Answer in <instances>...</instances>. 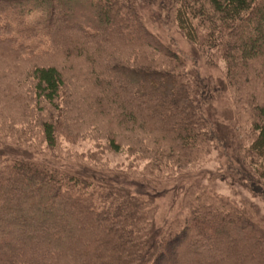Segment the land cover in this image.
<instances>
[{"label": "trees", "instance_id": "16d2710c", "mask_svg": "<svg viewBox=\"0 0 264 264\" xmlns=\"http://www.w3.org/2000/svg\"><path fill=\"white\" fill-rule=\"evenodd\" d=\"M72 2L0 0V147L58 156L63 143L90 140L100 163L125 153L146 165L124 174L101 163L103 178L0 149V264H264V223L250 205L191 183L159 206L158 180L204 164L216 143L184 59L148 33L133 0ZM167 11L190 44L224 62L247 126L226 168L262 191L264 0H170ZM134 52L143 63L120 56ZM129 177L143 186L118 184Z\"/></svg>", "mask_w": 264, "mask_h": 264}, {"label": "rangeland", "instance_id": "374dc122", "mask_svg": "<svg viewBox=\"0 0 264 264\" xmlns=\"http://www.w3.org/2000/svg\"><path fill=\"white\" fill-rule=\"evenodd\" d=\"M80 1L73 0L72 3L77 5ZM133 2L135 11L148 33H152L163 45H166L168 49L176 52L180 58L184 59L185 68L183 70L188 75L189 80L194 83V91L192 92L194 99L199 104L202 115L209 121L216 134V143L212 142L214 146L210 151L209 160L204 164L198 165L195 169L194 167L180 169L176 173L158 180L160 183L157 184L156 190L159 192L156 193L158 194L160 208L165 210L171 200L177 199L183 189H186L191 183H202L211 190L219 192L222 197L227 196L236 203L244 202L250 205L256 219L264 223V184L262 191L253 192L248 185H245L246 178L238 176L226 168L227 163L232 164L233 167L235 166L238 157L237 148L242 144L240 143V139H242L241 132L247 126L244 123L241 127L238 120H236L235 95L226 82L224 62L217 55L207 56V52L194 44H190L180 32H177V28L168 19L167 10L170 0H133ZM55 8V18L57 19L62 15L60 14L61 8L56 4ZM68 13L72 15L77 11L71 9ZM154 39L153 37L152 42ZM120 56L127 63H129L128 59L132 61L135 58L136 63L144 62L137 59L138 57L141 58L139 52L121 53ZM145 60L147 61V59ZM72 73L75 74L73 71ZM14 143L17 147L22 148L21 145H17L18 143ZM27 145V143L24 144L22 149L14 146H10L11 150L4 147H0V149L7 153L5 154L6 158L17 157L66 171L81 169L80 166H86L85 170L88 174L90 172L94 173L99 167L101 168V163L105 168L111 167L109 169L111 171L116 170L124 174L128 164L137 167L139 170L146 165L145 161H133L125 153H106L100 163L87 154L88 151H94V144L90 140L78 139L74 143H63V151L58 156L47 149L39 152L34 145L26 148ZM19 150H22V152ZM95 167L96 169H94ZM216 167H220V171ZM98 175L105 178L107 172L98 170ZM119 182H122L118 183L121 186L133 191L143 186L142 182L132 177H129L128 180L119 179ZM235 233L234 231L233 234L235 235Z\"/></svg>", "mask_w": 264, "mask_h": 264}]
</instances>
